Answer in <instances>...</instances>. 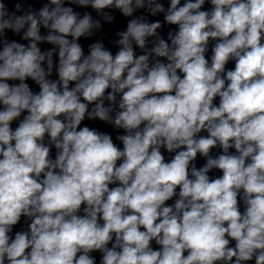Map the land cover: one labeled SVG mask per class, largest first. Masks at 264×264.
<instances>
[{
  "label": "clouds",
  "instance_id": "clouds-1",
  "mask_svg": "<svg viewBox=\"0 0 264 264\" xmlns=\"http://www.w3.org/2000/svg\"><path fill=\"white\" fill-rule=\"evenodd\" d=\"M0 264H264V0H0Z\"/></svg>",
  "mask_w": 264,
  "mask_h": 264
}]
</instances>
